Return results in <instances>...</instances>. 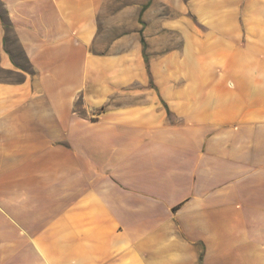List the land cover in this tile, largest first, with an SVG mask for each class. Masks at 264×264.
I'll return each instance as SVG.
<instances>
[{"label": "crops", "instance_id": "0c3cea01", "mask_svg": "<svg viewBox=\"0 0 264 264\" xmlns=\"http://www.w3.org/2000/svg\"><path fill=\"white\" fill-rule=\"evenodd\" d=\"M0 264H264V0H0Z\"/></svg>", "mask_w": 264, "mask_h": 264}]
</instances>
